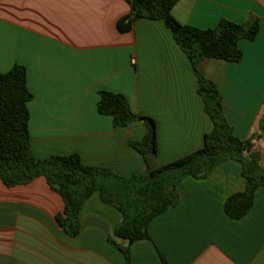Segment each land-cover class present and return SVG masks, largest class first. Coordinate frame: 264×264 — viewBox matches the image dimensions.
<instances>
[{
    "label": "crops",
    "instance_id": "obj_1",
    "mask_svg": "<svg viewBox=\"0 0 264 264\" xmlns=\"http://www.w3.org/2000/svg\"><path fill=\"white\" fill-rule=\"evenodd\" d=\"M125 0H0V73L27 70L30 144L39 158L78 154L83 164L122 177L144 173V157L130 144L146 133L143 122L115 128L98 112L99 92L124 95L134 113L156 122L155 164L166 165L203 146L213 130L186 54L160 21L140 19L128 32ZM176 20L201 30L221 19L259 22L253 41L238 44L243 60H203L200 71L222 95L237 137L254 138L264 167V0H178ZM242 164L229 160L206 178L185 177L179 200L150 224V239L115 238L121 213L93 194L71 237L57 216L62 197L44 177L8 188L0 180V264H264V187L240 219L227 200L246 189ZM116 244L128 248L129 260Z\"/></svg>",
    "mask_w": 264,
    "mask_h": 264
},
{
    "label": "trees",
    "instance_id": "obj_2",
    "mask_svg": "<svg viewBox=\"0 0 264 264\" xmlns=\"http://www.w3.org/2000/svg\"><path fill=\"white\" fill-rule=\"evenodd\" d=\"M131 7L128 16L118 21V29L128 32L140 19L160 21L171 32L175 42L188 57L198 80V93L213 130L204 136L203 146L172 163L155 164L157 156L156 122L133 112L128 99L118 93L100 91L97 108L101 115L113 118L115 128L143 122L146 133L130 146L147 164L144 173L122 177L112 169L83 164L78 154L39 158L31 150L29 103L34 98L28 88L27 70L15 65L0 73V180L8 188L29 184L44 177L50 188L64 201V211L57 220L71 236L81 231V212L87 200L99 193L101 200L122 215L114 237L129 244L150 239L151 222L179 200L178 186L188 176L203 179L220 164L235 160L242 164L246 189L231 196L225 212L232 219L245 216L254 204L256 191L264 187L262 155L255 150L254 138L240 139L234 133L223 108L217 84L199 68L203 60L238 63L243 52L241 40L253 41L260 30L259 22L238 24L221 19L214 29L201 30L179 23L172 14L178 0H125ZM264 131V116L261 120ZM110 241L118 246L111 238ZM129 260L128 248L118 246Z\"/></svg>",
    "mask_w": 264,
    "mask_h": 264
}]
</instances>
